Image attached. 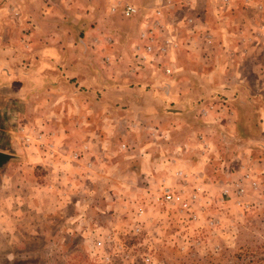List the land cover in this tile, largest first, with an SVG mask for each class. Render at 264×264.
<instances>
[{
    "label": "rangeland",
    "instance_id": "obj_1",
    "mask_svg": "<svg viewBox=\"0 0 264 264\" xmlns=\"http://www.w3.org/2000/svg\"><path fill=\"white\" fill-rule=\"evenodd\" d=\"M124 1L163 8L179 43L170 76L155 64L131 73L141 14L107 0H0V48L24 47L0 53V151L16 157L0 169V264H264V69L249 57L243 87L186 81L195 0ZM37 44L66 59L38 66ZM71 120L89 132L70 145ZM166 189L197 201L183 211Z\"/></svg>",
    "mask_w": 264,
    "mask_h": 264
},
{
    "label": "crops",
    "instance_id": "obj_2",
    "mask_svg": "<svg viewBox=\"0 0 264 264\" xmlns=\"http://www.w3.org/2000/svg\"><path fill=\"white\" fill-rule=\"evenodd\" d=\"M4 7L5 5L2 9ZM0 15L2 16L1 13ZM1 16L0 28L3 26L2 22H6V19ZM14 42L16 43L14 47L7 46L4 51H2L4 48H0V53L4 54L14 50H22L20 52L22 53L24 47L17 40ZM185 50L187 49H180L179 54H193ZM31 52L33 58L35 56L36 64L47 69L63 63L62 55L66 59L67 54L61 53L54 46L38 44L31 48ZM263 52L264 0H195V80L186 81H214L215 83L216 81H234L235 85L243 87L244 81H248L247 75L242 72L248 68L244 62L249 57H253L255 61L250 69L255 70V67L259 70L264 69V65L258 60V56ZM3 62L9 63L5 58L0 60L1 64ZM178 81L185 80L182 78ZM50 82L52 81H37L33 88L40 85H53ZM225 91L231 95L233 85H229ZM166 99L168 100V97ZM79 114H81L78 115L79 119L83 120L84 114L82 112ZM65 130L70 145L71 140L75 138L74 135L89 132L86 127H79L78 121L75 120L69 121Z\"/></svg>",
    "mask_w": 264,
    "mask_h": 264
},
{
    "label": "built area",
    "instance_id": "obj_3",
    "mask_svg": "<svg viewBox=\"0 0 264 264\" xmlns=\"http://www.w3.org/2000/svg\"><path fill=\"white\" fill-rule=\"evenodd\" d=\"M107 2L111 13L119 12L126 19H131L141 14L138 7L124 0H107ZM141 15L144 26L138 32V37L133 45L132 52L135 63L131 69V73H136V70L151 67L155 64L156 68H160L165 76H170L173 73V69L168 65V58L179 50V43L172 37L164 34V25L162 23L164 18L163 8L150 9V12H144ZM187 22L191 23L192 19H187ZM241 181L248 182L250 188L253 190H257L258 188V182L248 174ZM224 193L226 194L227 190ZM234 193L235 203L238 206H242V199L247 193L246 188L241 183H238L235 185ZM162 200L183 211H190L191 204L194 200L197 201V194L185 198L181 193L166 189L162 193Z\"/></svg>",
    "mask_w": 264,
    "mask_h": 264
},
{
    "label": "water",
    "instance_id": "obj_4",
    "mask_svg": "<svg viewBox=\"0 0 264 264\" xmlns=\"http://www.w3.org/2000/svg\"><path fill=\"white\" fill-rule=\"evenodd\" d=\"M16 157L5 152L0 151V169L6 166L11 160L15 159Z\"/></svg>",
    "mask_w": 264,
    "mask_h": 264
}]
</instances>
